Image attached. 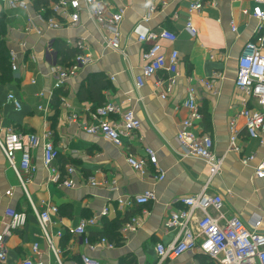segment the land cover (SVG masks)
I'll use <instances>...</instances> for the list:
<instances>
[{"label": "crops", "instance_id": "crops-1", "mask_svg": "<svg viewBox=\"0 0 264 264\" xmlns=\"http://www.w3.org/2000/svg\"><path fill=\"white\" fill-rule=\"evenodd\" d=\"M22 1L28 5L27 10L0 1V41L7 52L9 73L8 77L0 75V135L11 129L50 139L58 152L54 167L62 174L66 167H73L75 173L72 187L52 182L38 147L33 153L35 170L24 175L23 188L0 150V233L8 223L4 214L7 208L27 215L26 224L6 237L8 264H20L26 259L42 264L56 262L55 253L41 235L27 195L38 210L48 205L57 207L56 212H50L49 232L62 264H82L83 256L94 257L101 264H158L156 244L166 245L178 234L177 228L165 227V220L172 211L184 207L179 202L181 197L201 192L206 183L207 193L222 197L227 216L235 215L248 228L264 233V179L254 175L255 165L264 162V145L247 135L245 118L239 114L242 108L259 106L254 97L240 92L234 84L242 48L258 36V20L251 15L254 0H216L215 5L205 4L200 10L189 9L195 0H156L158 8L143 26L145 31L164 28L177 36L174 43L159 40L164 54L173 49L179 53L175 83L168 92L167 72L142 76L141 55L148 42L137 41L135 28L147 13V0H102L110 10L124 11L119 26V51L104 47L106 32L84 11L75 26L57 18L60 27L49 28L45 23L54 16L50 9L53 0L39 10L33 0ZM188 19L196 28L195 36L185 29ZM28 25L40 28L41 32L27 29ZM63 46L77 50L76 54L90 53L92 62L65 81L61 87L64 95L53 109L49 95L53 69L69 66L75 57L59 55ZM261 51L264 53V48ZM92 74H101L107 80L102 90L103 102H114L122 111L131 110L140 122L135 137L125 139L121 147L83 129L92 121L90 113L98 106L96 101L79 97L80 90L87 85V76ZM135 77H142L138 89ZM205 82L211 84V89ZM190 87L201 113L195 133L210 135L214 154L223 158L220 171L210 180L208 165L199 158L185 156L176 140L177 124L187 116L181 103ZM9 93L20 102L19 109L7 100ZM163 93L164 99L160 97ZM110 118L117 120L118 116ZM231 123L238 151L230 149ZM144 147L155 152L156 165L148 162L146 173L140 175L126 163L125 157L127 153L143 156ZM249 155H254V159L244 164L243 157ZM158 169L165 174L161 181L156 179ZM91 179L97 184L92 185ZM145 192L152 193L145 205L124 209L116 202L118 198ZM104 207L107 214L99 216ZM127 213L138 218L137 229L130 233L119 229V245L109 248L101 243V239L108 241L115 232L113 220ZM92 217H97V223L87 226L84 234L68 231ZM99 232L103 234L101 238ZM203 256L193 251L160 264H219L209 257L210 261H204Z\"/></svg>", "mask_w": 264, "mask_h": 264}, {"label": "built area", "instance_id": "built-area-1", "mask_svg": "<svg viewBox=\"0 0 264 264\" xmlns=\"http://www.w3.org/2000/svg\"><path fill=\"white\" fill-rule=\"evenodd\" d=\"M6 2L10 7H22L27 10L28 5L22 0H0ZM216 0H195L190 4V10H200L205 4L215 5ZM164 1L161 6H164ZM255 6L251 15L258 20L256 40L247 42L237 59V75L234 81L236 88L247 96L254 97L259 109L242 108L240 115L245 118V128L250 138H256L259 143L264 145V0H254ZM147 13L142 17L141 22L136 26L138 32L137 41L148 42L147 48L142 52L141 58L142 76L150 77L156 75L159 71H165L169 74L166 79V90H171L175 83L179 65V53L173 49L168 55L161 52L159 40H166L174 43L177 36L168 29H160L158 32L145 31L143 23L147 22L151 15L157 10L156 0H147ZM53 17L46 21L49 28L60 27L57 20H66L69 25L75 26L80 19V12L84 11L98 27L106 32L103 39V45L114 51L120 50V30L119 26L123 19V9L110 10L102 0H53L50 4ZM246 12V11H244ZM36 17L41 18L40 15ZM32 18L28 15V23L31 24ZM27 29H33L37 33L41 32L38 27L28 25ZM185 29L191 36H195L197 31L188 19L185 23ZM81 49L84 48L80 44ZM13 56H11L12 58ZM92 62L90 53L79 52L75 55L72 63L65 67H55L53 69L54 81L49 95L52 96L56 89L63 86L65 81L76 75L82 66ZM15 69V65L12 64ZM34 82V81H32ZM142 85V77H135V86L138 89ZM207 88L211 89V84L205 82ZM42 95V92H40ZM162 99L166 97L163 93ZM8 101H12L14 106L19 109L20 102L9 93ZM187 111V116L177 124L176 140L182 147L185 156L196 157L203 160L209 169V180L214 177L221 169L223 158L217 157L213 152V139L208 134H196V123L201 119L196 97L193 88H188L187 95L181 103ZM41 108V106H39ZM117 115L118 119H111L110 116ZM75 116V115H74ZM70 116V120L75 117ZM92 121L84 125L83 129L89 134L101 135L105 140L111 142L117 147H121L125 139L135 137V131L140 127L139 120L131 110L122 111L114 102H105L96 106L90 113ZM233 124L231 123V129ZM1 127V121H0ZM230 137L231 150L238 151L234 144V134ZM44 136L48 137L49 134ZM41 147L42 163L50 172L49 179L61 186L72 187L75 173L73 167H66L65 174H62L54 167V162L58 152L48 138L41 139L35 133H17L11 129L6 130L3 136L0 135V150L5 156L9 166L14 171L20 184L24 188V175L32 173L35 170L33 164V153L36 148ZM144 155L136 156L127 153L126 163L140 175H144L147 169V163L156 165L155 152L149 148H143ZM17 154L19 158H17ZM254 159V155L244 156L242 162L249 163ZM254 175L264 179V162H260L254 167ZM164 172L158 169L156 179L163 180ZM208 180V182H209ZM92 185L97 184L93 179ZM115 186V181H112ZM207 183L203 190L197 194L181 197L179 202L184 206L181 209L172 211L164 222L166 228H177L178 234L175 239L164 245L157 243L155 252L158 264L165 260H175L181 255L189 252H198L212 259L219 264H264V233L248 228L237 216H227L223 210V199L218 194H210L206 191ZM28 197V201L37 218L41 235L47 243L49 249L55 253L56 262L62 264L56 252L53 249L52 239L49 232L51 223L50 212H56L57 207L48 205L43 210H38L37 206ZM152 198V193L145 192L134 195L129 198H118L116 202L120 208L128 209L133 205H145ZM5 216L8 218L6 228L0 233V264H8L5 240L13 230L22 228L27 221V215L24 211H17L12 208L5 210ZM107 214V207H104L99 216ZM97 223V217L81 220L75 227L69 228L70 233L82 235L85 228ZM256 223V225H258ZM139 226L138 218L131 216L122 226L121 231L133 232ZM101 243L111 248L113 244L105 239ZM37 245H33V250ZM82 264H101L98 259L91 256H83ZM20 264H42L33 262L29 259Z\"/></svg>", "mask_w": 264, "mask_h": 264}, {"label": "trees", "instance_id": "trees-1", "mask_svg": "<svg viewBox=\"0 0 264 264\" xmlns=\"http://www.w3.org/2000/svg\"><path fill=\"white\" fill-rule=\"evenodd\" d=\"M34 7L39 10L42 7H45L49 0H33ZM77 53V50L67 48L63 46V49H61L60 54L61 56L70 58L74 57ZM8 66V56L7 52L4 49V45L2 41H0V75L3 77H8L9 73L7 71ZM87 85L83 87L79 92V97L81 99H90L91 101H96L97 105H102L104 102V96L102 94V90L107 86V80L106 78L101 74H92L88 75L86 78ZM64 95L63 88L56 89L51 97L50 105L52 108H56L57 105L60 102L61 96ZM130 218V215L127 213L123 218L117 217L115 220H113V225L115 227V232L112 234L111 238H108V242L113 245H119L122 238L119 233V229L122 228L123 224ZM99 238L103 236L102 233H97ZM204 261H210V259L207 256H203Z\"/></svg>", "mask_w": 264, "mask_h": 264}]
</instances>
